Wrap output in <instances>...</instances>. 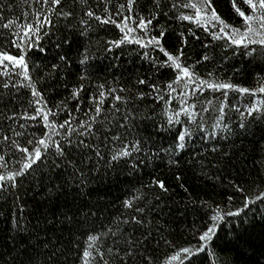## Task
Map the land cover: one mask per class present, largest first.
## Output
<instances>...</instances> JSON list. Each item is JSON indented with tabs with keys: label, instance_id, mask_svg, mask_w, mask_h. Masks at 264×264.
I'll return each mask as SVG.
<instances>
[{
	"label": "snow or ice",
	"instance_id": "1",
	"mask_svg": "<svg viewBox=\"0 0 264 264\" xmlns=\"http://www.w3.org/2000/svg\"><path fill=\"white\" fill-rule=\"evenodd\" d=\"M229 2V11L235 14L239 24H233L224 18L218 11L215 0H171L167 10L163 0H151V7L144 11L137 10L139 0H125L124 3L115 6L113 11L105 7L103 16L97 15L89 7L84 12L87 19L82 17L79 20L81 36L93 27V20L97 25L112 24L119 30L120 35L119 38L106 41L105 51L110 52L131 43L141 48L150 47L158 50L162 58H153L146 52L142 53L150 63L152 76L167 69L170 70L172 78L169 83L161 87L151 77H137L136 84L146 86L148 91L137 90L135 93L125 87L106 88L105 84H99L98 95L88 97L90 105L83 110V119L73 116L72 111L69 110L67 118L60 122L56 117L61 109L68 108L67 98L61 99L59 103L52 100L49 106L51 97L47 96V92L49 90L54 92L55 88L46 87L48 79L58 78L57 70H60V64H52L51 71H44L37 64L35 65L37 71L33 73L29 54L35 49L45 51L41 42L46 38L52 39L55 35L53 29L57 28V25L53 22V14L67 20L74 17V11L71 6L69 10H64L67 0H42V5L46 8L36 12L33 20L25 19L23 23L8 20L3 24V28L8 29L9 34L5 36L0 46V77L4 78L0 80V121L10 120L13 123L7 126L0 123V143L8 145L13 150L11 157L14 158L12 160L14 166H9L10 161L6 155H0V201H11V207L16 210L17 215L9 213V220L10 223L15 222L17 231H19V220L27 207V202L24 200L28 191L26 184L36 188L45 177L49 181L53 176L60 177L61 183H52L50 187L45 185L48 191L45 198L50 202L51 193L63 194L73 182L84 185L87 177L93 172H99L101 168L104 171L119 170L132 161V168L137 169L141 164L147 166L145 161L149 157L158 155L157 151H153L156 148L155 143L149 146V142L152 141L151 134H146L147 124L154 123L155 107L147 111L138 107V103H143L150 96L154 103L163 101L170 108V102L165 96L176 93L180 97L181 104L184 105L179 111L165 109L166 122L159 125L162 130L166 129V126L170 129L175 124L186 125L174 135L172 146L163 150L168 155L167 163L170 167L177 169L181 167L179 156L185 151L189 140L196 132L200 133L202 140L216 139L221 132L225 133L223 139H227V133L232 130L224 122L226 107L224 101L228 99V94L235 92L250 97L264 96V76L258 78L255 86L246 87L232 82L230 78L219 77L215 70L201 73L197 66L201 61H209L211 58L205 54L195 62L189 63L185 51L188 46V35L193 39H199L197 33L191 28L187 29L188 35L184 31L179 32V45L169 50L166 37L170 32L160 23L159 18L163 16L167 20L188 21L209 35L212 40L222 41L223 47L226 50L231 49L233 55H250L255 58L258 49L254 46H258L262 50L260 54L264 55V0H229ZM80 3L87 4V0H80ZM106 3L110 4L111 0H106ZM182 9H191L192 12L186 14ZM170 12L174 14L169 16ZM14 26L18 30L12 31ZM57 39V47L71 44L67 37ZM89 58L90 54L86 48L80 63L84 64ZM59 59L65 66L69 64L66 56H60ZM86 79L87 76H80V81ZM41 81L45 84H41ZM181 85L182 89L178 91ZM22 88L28 89L30 96L25 94L22 99L19 94ZM84 90L85 85L81 82L70 91V96L76 100V112L81 111L84 103L80 97V93ZM206 92L213 94L212 99H208L207 96L201 99V94ZM122 93L126 95H121ZM215 93H220L221 97L217 107L219 115L216 117V123L209 130L201 114L207 113L213 107L216 100ZM108 97H111L113 102L106 108L105 101ZM116 102H119V105ZM198 105L199 111H197ZM18 108H22L23 112L18 111ZM237 111L240 110L237 108ZM257 115L264 120V100H257L240 112L241 117L251 118L247 123H252ZM181 116L185 117L183 121ZM17 118L25 121L19 124L23 131L16 130ZM29 122L41 125L38 129L39 136L36 135V131L28 132ZM239 127H246L245 120L240 122ZM7 132H11L12 135H7ZM204 151L209 149L205 148ZM210 151L218 152V148L212 147ZM222 155L227 157L228 153L224 152ZM176 179L180 177L177 176ZM143 187L146 189L158 187L163 192L168 191L165 182L158 178H154ZM232 187L242 195V207L237 208L236 211L230 209L226 211L218 204L215 208L209 205L210 214L206 213L207 223L195 237L196 243L188 241L186 245H178L162 237L168 251L162 259L157 258L156 261L148 254L144 245V240L151 236L149 228L151 221L148 215L154 211L155 206L138 189V194L122 201L123 207L130 210L122 220V225L126 227L118 226L116 231L108 228L104 233H85L87 244L83 249L77 247V259L81 264H208V252L213 248L214 240L217 238L218 222L223 221L225 217H240L241 213L246 216L245 209L251 210L257 202L264 204V189H257L252 193L240 184H234ZM75 192L77 196L81 195L79 188L75 189ZM155 199L159 200V196ZM233 199L234 196L230 195L229 203ZM60 215L64 217L63 221L49 218L41 213L46 224L69 222L79 230L89 222L92 211L87 202H82L71 217L67 212H61ZM261 215L264 217V213ZM23 218L27 219V216ZM39 223L40 218H37V226ZM137 231H141L143 239L134 235ZM109 233L114 237L119 234L120 240H114L112 246L102 250L101 238ZM13 239L15 240L16 237ZM68 243L72 244V241L69 240ZM157 243L159 244V241ZM23 253L28 258L27 264H35L28 249H23ZM68 254L67 248L62 247L57 251L56 246L52 245L44 264H66ZM212 255L215 256L214 251ZM61 257H64L63 261ZM5 264L8 262L5 261Z\"/></svg>",
	"mask_w": 264,
	"mask_h": 264
},
{
	"label": "trees",
	"instance_id": "2",
	"mask_svg": "<svg viewBox=\"0 0 264 264\" xmlns=\"http://www.w3.org/2000/svg\"><path fill=\"white\" fill-rule=\"evenodd\" d=\"M124 2L125 0H111L108 4L106 0H87V4H81L80 0H67L64 10H69L71 6L74 17L65 20L53 14V22L59 30L54 28L55 35L52 39L46 38L41 42L45 51L35 49L30 52L29 63L33 73L37 71L35 67L37 64L44 71H51L52 64H60V70H57L58 78L48 79L46 83V87L55 88L54 92L51 90L47 92V96L51 97L49 106L52 100L59 103L61 99L67 98L68 108L61 109L56 117L58 122L67 118L69 110L72 111L73 116L83 119V110L90 105L88 97L98 95L99 84H105L106 88L125 87L135 93L137 90L148 91L146 86L136 84L137 77H151L161 87L170 82L172 78L170 70L164 69L158 75L152 76L150 63L142 55L146 52L153 58H162L158 50L150 47L141 48L131 43L110 52L105 51L106 41L119 38V30L114 25H97L93 20V27L84 36L80 35L79 20L82 17L87 19L84 12L89 7L97 15L103 16L105 7L113 11L115 6ZM163 3L167 10L171 0H163ZM215 3L224 18L233 24H239L235 14L229 11V0H215ZM148 7H151V0H139L138 11H144ZM45 8L42 0H0V46L5 36L9 34V30L4 29L3 24L8 20L19 23H23L25 19L31 21L36 12ZM182 11L186 14L192 12L191 9H182ZM173 14L170 12L169 16ZM159 19L170 32L166 37L169 50L179 45V32L184 31L188 35L187 29L191 28L197 33L199 39H193L188 35V46L185 51L189 63L195 62L205 54L211 58L209 61H201L197 66L201 73L215 70L219 77L230 78L232 82L246 87L255 86L258 78L264 76V55L260 54L262 50L258 46H254L258 49L255 58L250 55H233L231 49L226 50L223 47L222 41L212 40L209 35L188 21L167 20L163 16ZM16 30L18 29L14 26L12 31ZM58 37L61 39L67 37L71 44L57 47ZM86 48L90 58L81 64L80 60L84 58ZM60 56L69 59L67 66L60 61ZM81 75L87 76V79L80 81ZM3 79L0 77V80ZM81 82L85 85V90L80 93L84 103L81 111L76 112V100L70 96V91ZM41 84L45 82L41 81ZM64 85L67 87L65 88ZM181 89L182 85L178 91ZM19 94L22 99L25 94L30 96L29 90L24 88L20 89ZM204 96L212 99L213 94L203 93L201 99ZM215 96L213 107L207 113L201 114L209 130L212 129L219 115L217 107L221 99L220 93H215ZM165 98L169 100L170 108L163 101L154 103L151 96L143 103H138V107L144 111L155 107L154 123L147 124L146 134H151L152 141L149 142V146L151 147L154 142L156 148L153 151H157L158 155L149 157L145 161L147 166L141 164L137 169H133L132 161H129L127 166L119 170L104 171L101 168L99 172L91 173L84 185L73 182L63 194L51 193L50 202L45 198L48 194L45 185L50 187L52 183H61L60 177L53 176L51 181L45 177L36 188L26 184L28 191L24 200L27 202V207L19 220V231L15 222L10 223L9 220V213L17 215L16 210L11 207V201H0V264H5V261L8 264H27L28 258L24 255L23 249H28L35 264H44L52 245L56 246L57 251L62 247L68 249L66 264H81L77 259L76 249L78 246L80 249L86 246L85 233H104L108 228L116 231L118 226L126 227L122 225V220L130 210L123 207L122 201L138 194V189L155 206L154 211L148 215L151 221L149 225L151 236L144 240V245L148 254L156 261L157 258L162 259L168 251L162 237L178 245H186L188 241L196 243L195 237L207 223L206 213H209V205L215 208L218 204L226 211L229 209L236 211L237 208L242 207L243 197L232 185L240 184L252 193L257 189H264V120L257 115L252 123H247L251 118L240 116V112L244 111L245 107L257 100H264V96L250 97L247 94L230 92L228 99L224 101L226 106L224 122L232 129L227 133V139H223L225 133L221 132L216 139L202 140L200 133L196 132L189 140L185 151L179 156L181 167L178 169L168 165V155L163 150L172 146L174 135L186 125L175 124L170 129L166 126L164 130L160 129L159 125L166 122L165 109L179 111L184 105L181 104L180 97L176 93L166 94ZM112 102L111 97H108L105 107L107 108ZM116 103L119 105V102ZM237 108L240 111H237ZM17 110L23 112L22 108ZM184 119L185 117L181 116V121ZM242 120L246 122L245 128L239 127ZM0 123L7 126L13 121H0ZM22 123L25 121L17 118L15 123L17 131H23L19 127ZM40 127V124L29 122L27 130L36 131V135L39 136ZM6 134L12 135L11 132ZM212 147H217L218 152H211ZM205 148L209 151H204ZM12 151L8 145L0 143V155H6L10 167L14 166ZM224 152L228 153L227 157L222 155ZM177 176L180 179H176ZM154 178L163 180L168 191L163 192L158 187L151 189L143 187ZM77 188L81 193L79 196L75 192ZM230 195L234 196L231 203L228 201ZM156 196H159V200L155 199ZM82 202L89 204L92 215L89 216V222L79 230L69 222L46 224L41 217V213H44L49 218L63 221L64 217L60 213L67 212L71 217ZM245 212L246 216L241 213L240 217H225L223 221L218 222L217 238L214 240L213 248L208 252V264L213 262L214 264H264V217L261 215L264 213V204L257 202L251 210L245 209ZM53 213H55L54 217ZM24 216H27V219L23 218ZM37 218H40L38 226ZM134 235L143 239L141 231L135 232ZM13 237L16 239L14 240ZM69 240L72 244L68 243ZM114 240H120L119 234L115 237L111 233L103 236L100 241L103 245L102 250L112 246ZM213 251L215 256L212 255ZM61 260L63 261L64 257H61Z\"/></svg>",
	"mask_w": 264,
	"mask_h": 264
}]
</instances>
